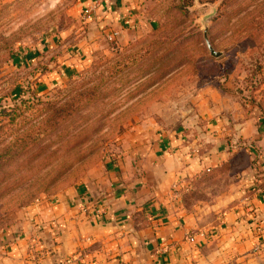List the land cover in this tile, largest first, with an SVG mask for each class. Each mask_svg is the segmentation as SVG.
Returning a JSON list of instances; mask_svg holds the SVG:
<instances>
[{
  "label": "rangeland",
  "instance_id": "374dc122",
  "mask_svg": "<svg viewBox=\"0 0 264 264\" xmlns=\"http://www.w3.org/2000/svg\"><path fill=\"white\" fill-rule=\"evenodd\" d=\"M88 5L0 0V235L35 203L104 179L133 141L210 132L193 116L203 98L247 105L264 131V0H151L152 28L76 65ZM238 149L196 196L236 190L254 159Z\"/></svg>",
  "mask_w": 264,
  "mask_h": 264
},
{
  "label": "crops",
  "instance_id": "0c3cea01",
  "mask_svg": "<svg viewBox=\"0 0 264 264\" xmlns=\"http://www.w3.org/2000/svg\"><path fill=\"white\" fill-rule=\"evenodd\" d=\"M88 1L99 5L83 23L90 31L76 65L114 32L123 44L153 27L144 15L151 0ZM235 105L203 98L193 116L210 132L140 138L101 181L24 210L0 235V264H264V131ZM242 146L254 159L236 190L196 196L206 173Z\"/></svg>",
  "mask_w": 264,
  "mask_h": 264
},
{
  "label": "built area",
  "instance_id": "2783aa9c",
  "mask_svg": "<svg viewBox=\"0 0 264 264\" xmlns=\"http://www.w3.org/2000/svg\"><path fill=\"white\" fill-rule=\"evenodd\" d=\"M98 2L97 1H91L88 6H86L81 13V17L83 22H88L93 18V15L95 14L97 8H98ZM118 36L117 32L112 33V35H109L108 40L113 42L115 41V38ZM207 172H210V170H207Z\"/></svg>",
  "mask_w": 264,
  "mask_h": 264
},
{
  "label": "water",
  "instance_id": "95a60500",
  "mask_svg": "<svg viewBox=\"0 0 264 264\" xmlns=\"http://www.w3.org/2000/svg\"><path fill=\"white\" fill-rule=\"evenodd\" d=\"M206 42H207V46H208V49H209L211 55H212L213 57H218L219 55H218L217 53H215V51H214L213 48L211 47L209 41H206Z\"/></svg>",
  "mask_w": 264,
  "mask_h": 264
}]
</instances>
